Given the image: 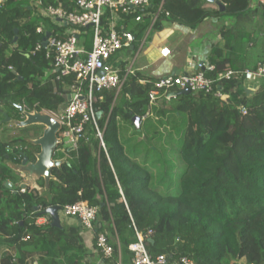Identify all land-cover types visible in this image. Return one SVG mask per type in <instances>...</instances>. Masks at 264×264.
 <instances>
[{
	"label": "trees",
	"instance_id": "1",
	"mask_svg": "<svg viewBox=\"0 0 264 264\" xmlns=\"http://www.w3.org/2000/svg\"><path fill=\"white\" fill-rule=\"evenodd\" d=\"M37 1L7 0L0 10V108L17 119L18 105L38 110L64 106L74 81L57 80L44 52H34L42 39L37 28L48 25ZM40 1L75 9L72 0ZM203 1L151 0L133 14L143 16L142 21H130L128 27L139 36L159 10L156 30L165 21L193 28L213 15L235 17V25L221 30L225 49H213L215 70L208 75L244 71L249 66L245 48L253 41L247 19L264 17V4L253 8L249 0H220L225 4L221 12L204 8ZM82 30L91 50L93 29ZM119 65L125 73V64ZM155 81L136 71L119 91L99 94L98 124L106 150L93 130L89 140L81 139L69 152V164L53 170L52 203L36 190L22 192L19 177L5 163L7 156L20 162L23 154L35 160L40 148L27 137L37 138L41 130L28 127L23 137L0 138V264H89L83 227L56 225L51 217L36 222L50 206L81 200L99 207L94 248L100 233L114 248L105 264H132L129 245L137 240L136 230L147 237L152 256H186L195 264H264V79L247 92L243 79L224 78L219 82L223 99L204 92H168L151 104ZM147 112L152 115L137 128L133 117ZM3 118L0 113V122Z\"/></svg>",
	"mask_w": 264,
	"mask_h": 264
},
{
	"label": "built area",
	"instance_id": "2",
	"mask_svg": "<svg viewBox=\"0 0 264 264\" xmlns=\"http://www.w3.org/2000/svg\"><path fill=\"white\" fill-rule=\"evenodd\" d=\"M7 0H0V10ZM75 9L69 10L63 4H49L42 6L37 1L38 11L45 19H50L51 26L45 24L37 28L42 39L36 44L34 52L43 51L47 60L52 65V73L56 79L74 77L73 83L67 89L66 95L72 98L65 105L55 110H45L61 124V137L68 146H76L83 138L89 140L90 131L93 130L98 138L100 146L106 150L103 139V130L98 124L97 103L100 93L106 89L119 91L126 78L134 71L125 69L122 73L118 65L120 61L116 56L122 49L130 47L135 40V35L128 27L130 21L137 23L143 16L133 14L146 8L151 0H72ZM264 4V0H257ZM159 12L152 14L151 26L156 22ZM104 19L106 22H104ZM93 29L92 49L87 50L81 37L83 28ZM47 32L50 36L46 46L43 45V37ZM171 54L169 48H163L161 55L168 57ZM215 66L199 64V71L184 72L178 75L160 77L154 82V88L150 91V103L153 104L165 93L174 89H190L192 93L204 92L218 99L225 98L224 88L219 85L222 79H243L246 88L254 89L260 80L264 79V64L259 63L255 69H245L237 72L227 70L211 77ZM145 83V80L141 81ZM33 111L34 108H28ZM246 112V110H243ZM147 112L141 117V121L151 116ZM66 139V140H65ZM18 148V146H16ZM20 148V147H19ZM10 148L8 147V150ZM25 192L26 189H21ZM99 207L92 206L87 201L66 204L59 209V219L62 221H81L82 227L94 232L98 217ZM40 218V219H39ZM49 216L38 217V224L48 222ZM137 240L129 245L133 254L132 264H195L186 256L171 259L165 254L152 256L146 246V236L136 230ZM151 234V232L149 233ZM95 252L99 260L103 261L112 257L114 248L105 233L97 236ZM121 264V262H119Z\"/></svg>",
	"mask_w": 264,
	"mask_h": 264
},
{
	"label": "crops",
	"instance_id": "3",
	"mask_svg": "<svg viewBox=\"0 0 264 264\" xmlns=\"http://www.w3.org/2000/svg\"><path fill=\"white\" fill-rule=\"evenodd\" d=\"M248 4L253 8L260 6L257 0H249ZM202 6L211 11L220 10L217 3L209 0H204ZM247 21L246 28L253 39L245 48L248 51L247 69H255L259 63L264 64V17L261 14L249 16ZM236 22L235 17L213 15L193 28L169 21L163 22L160 30L153 29L150 25L144 33L135 36L130 47L121 50L116 60L123 62L125 69L137 71L156 80L167 75L197 72L201 63L212 65L210 55L216 45L225 49L221 30L224 26L235 25ZM166 47L171 50V54L163 57L161 50ZM228 52L227 47L224 53ZM60 156L72 159L69 152ZM62 223L79 225L78 221L73 220L60 222ZM84 235L89 249L87 263L105 264L95 252L94 233L85 230Z\"/></svg>",
	"mask_w": 264,
	"mask_h": 264
},
{
	"label": "water",
	"instance_id": "4",
	"mask_svg": "<svg viewBox=\"0 0 264 264\" xmlns=\"http://www.w3.org/2000/svg\"><path fill=\"white\" fill-rule=\"evenodd\" d=\"M215 2L219 5L220 11H225V5L220 0H209ZM17 32V29H16ZM50 36V32H47L43 37V45L46 46L47 39ZM17 35L15 36V41L17 40ZM175 75V74H174ZM257 85H254L255 88ZM247 92H254V89H248ZM191 90L186 88L180 91L172 93V96H178L181 94L189 95ZM66 96V95H65ZM66 101H69L72 96L68 95L65 97ZM20 116L19 118H12L8 113L4 112L0 108V113L4 115L2 122H9L14 124L16 128H28V127H38L42 133L39 137L34 139H27V141L35 146H39V151L34 152L35 160H30L29 156H23L21 162H15L10 159L9 156L6 157L5 163L9 168L19 177L17 186L22 189H32L36 190L40 197L47 200V202H53V194L50 189V182L56 179L53 174L54 168H61L63 164H69V158L67 156L61 157L63 155L60 152L59 147L63 145L64 140L60 136L61 124L46 111H39L34 109L33 111H28L24 109L22 105H18ZM101 112H98L97 116H101ZM133 121L137 128L140 127L141 118L139 116H134ZM75 146L68 148L67 152L75 150ZM43 182V184H41ZM8 186H12V183H8ZM59 209L58 206H50L45 210V213L51 215L54 224L59 225ZM79 226L82 228L81 221L79 220Z\"/></svg>",
	"mask_w": 264,
	"mask_h": 264
},
{
	"label": "rangeland",
	"instance_id": "5",
	"mask_svg": "<svg viewBox=\"0 0 264 264\" xmlns=\"http://www.w3.org/2000/svg\"><path fill=\"white\" fill-rule=\"evenodd\" d=\"M47 20H48V23H47L48 25L47 26H51L52 24L49 21L50 19H47ZM49 74H51L50 71H48L46 76H48ZM261 82H263V80L259 81V83H261ZM2 121H3V119H2ZM2 121L0 122L1 123L0 124V138L2 139V141H8V140H11V139H14V138H18V137H23L24 136L25 132L23 131V128H16V126L14 124H11L9 122H2ZM30 128H32V127H30ZM39 129H41V128H39ZM41 133H42V131H41ZM29 134L31 135V133H29ZM60 135H61V133H60ZM27 138L28 139H32V138H29V137H27ZM17 146L19 148L20 145H17ZM68 147L69 146L64 143L63 146L59 147V150H60V152L65 153V152H67V148ZM44 213H45V211H44ZM45 215L48 216L49 214L45 213ZM11 250L14 251V248H12Z\"/></svg>",
	"mask_w": 264,
	"mask_h": 264
},
{
	"label": "clouds",
	"instance_id": "6",
	"mask_svg": "<svg viewBox=\"0 0 264 264\" xmlns=\"http://www.w3.org/2000/svg\"><path fill=\"white\" fill-rule=\"evenodd\" d=\"M149 5H150V4H149ZM149 5H148V6H149ZM159 11H160V10H159ZM156 13H157V12H156ZM159 13H160V12H159ZM153 14H154V13H153ZM152 27H153V26H152ZM177 75H178V74H177ZM246 89H247V88H246ZM179 91H180V89H179ZM173 92H176V91L173 90L172 92H170L171 96H172V93H173ZM66 96H68V95H66ZM22 106H23L24 109H25V105H22ZM36 109H37V108H36ZM37 110H38V109H37ZM45 110H46V109H45ZM39 111H44V109L39 110ZM19 115H20V113H19ZM140 118H141V117H140ZM141 122H142V121H141ZM60 136H61V135H60ZM63 144H64V143H63ZM69 147H71V146H69ZM75 147H76V146H75ZM19 188H20V187H19ZM20 189H22V188H20ZM46 209H47V208H46ZM46 209H45V210H46ZM45 210H44V211H45ZM48 216L51 217V215H48ZM51 218H52V217H51ZM52 220H53V219H52ZM95 229H96V226H95ZM94 232H95V231H94Z\"/></svg>",
	"mask_w": 264,
	"mask_h": 264
},
{
	"label": "flooded vegetation",
	"instance_id": "7",
	"mask_svg": "<svg viewBox=\"0 0 264 264\" xmlns=\"http://www.w3.org/2000/svg\"><path fill=\"white\" fill-rule=\"evenodd\" d=\"M4 119V118H3ZM69 148V147H68ZM23 153V152H22ZM65 153H68V152H65ZM25 155H27V154H23V156H25ZM28 156V155H27ZM30 158V157H29ZM30 160H32L31 158H30ZM22 161V160H21ZM20 161V162H21ZM32 161H34V160H32Z\"/></svg>",
	"mask_w": 264,
	"mask_h": 264
}]
</instances>
